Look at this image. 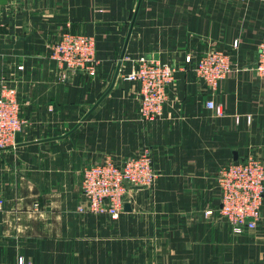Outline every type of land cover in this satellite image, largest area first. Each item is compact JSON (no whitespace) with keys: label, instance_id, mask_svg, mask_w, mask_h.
<instances>
[{"label":"crops","instance_id":"crops-1","mask_svg":"<svg viewBox=\"0 0 264 264\" xmlns=\"http://www.w3.org/2000/svg\"><path fill=\"white\" fill-rule=\"evenodd\" d=\"M138 2L0 4V79L17 86L26 123L25 143L0 150V264H264V206L256 229L233 232L218 214L217 181L229 162L264 161V77L255 72L264 0H142L122 59ZM66 30L95 38V75L51 56ZM214 46L236 69L212 88L194 64ZM143 56L177 67L153 122L141 117V83L126 78ZM145 147L155 184L128 186L117 219L79 213L84 167Z\"/></svg>","mask_w":264,"mask_h":264},{"label":"built area","instance_id":"built-area-1","mask_svg":"<svg viewBox=\"0 0 264 264\" xmlns=\"http://www.w3.org/2000/svg\"><path fill=\"white\" fill-rule=\"evenodd\" d=\"M16 0H8V3ZM244 1V0H238ZM239 41L235 40L234 46ZM51 56L58 60L65 71L72 74L84 72L97 73V43L93 36L63 31L56 40ZM193 61L192 54L186 56V62ZM23 68V65L19 66ZM196 73L206 84L215 88L219 81L236 69L228 50L211 47L194 64ZM177 67L159 60L140 57L137 66L126 75L127 79L141 83V117L153 122L164 114L168 98V87L174 81ZM255 72L264 77V39L259 44ZM208 106L218 114L223 108L213 100ZM22 101L15 84L5 77L0 79V148L16 145V133L25 130L26 123L21 117ZM154 154L150 147L117 162L113 157L90 163L83 169L81 199L78 211L81 214L107 213L113 219L119 218L123 211L128 186L151 187L157 180ZM221 189V205L218 214L239 234L245 230H254L262 218L264 206V161L258 156H248L222 166L217 173ZM4 200L0 198V209ZM206 214H213L207 210ZM19 256L17 264H26Z\"/></svg>","mask_w":264,"mask_h":264},{"label":"water","instance_id":"water-1","mask_svg":"<svg viewBox=\"0 0 264 264\" xmlns=\"http://www.w3.org/2000/svg\"><path fill=\"white\" fill-rule=\"evenodd\" d=\"M141 2H142V0H139L137 9H136L135 14L133 16V20H132L131 27H130V32L128 34V37H127V40H126V43H125V46H124V50H123L122 55H121L122 59L125 56V51H126V48H127V44L129 42V39H130V36H131V33H132L133 26L135 24V21H136L137 15H138V11H139V8L141 6ZM0 4H2V5L8 4V0H0ZM121 64H122V62L120 61L119 64H118V67H117L115 76H114L113 84L115 83V80L117 79V76H118L119 71H120ZM108 91H110V90H108ZM15 141H16V145H21V144H24L25 143L24 142V137H23V135H22V133L20 131H18L16 133V139H15ZM0 150H1V148H0ZM125 206H128V205L126 204Z\"/></svg>","mask_w":264,"mask_h":264},{"label":"rangeland","instance_id":"rangeland-1","mask_svg":"<svg viewBox=\"0 0 264 264\" xmlns=\"http://www.w3.org/2000/svg\"><path fill=\"white\" fill-rule=\"evenodd\" d=\"M235 1H238V0H235ZM75 33H77V32H75ZM57 39H58V38H57ZM55 42H56V41H55ZM55 42L52 44V46H51V50L53 49V46H54Z\"/></svg>","mask_w":264,"mask_h":264}]
</instances>
